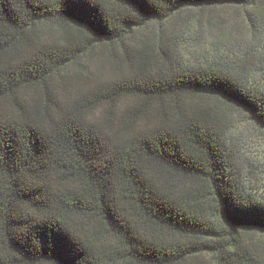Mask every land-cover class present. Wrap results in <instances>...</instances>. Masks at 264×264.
Returning a JSON list of instances; mask_svg holds the SVG:
<instances>
[{"label": "trees", "instance_id": "16d2710c", "mask_svg": "<svg viewBox=\"0 0 264 264\" xmlns=\"http://www.w3.org/2000/svg\"><path fill=\"white\" fill-rule=\"evenodd\" d=\"M248 126L264 0H0V264H264Z\"/></svg>", "mask_w": 264, "mask_h": 264}, {"label": "rangeland", "instance_id": "374dc122", "mask_svg": "<svg viewBox=\"0 0 264 264\" xmlns=\"http://www.w3.org/2000/svg\"><path fill=\"white\" fill-rule=\"evenodd\" d=\"M232 117L238 118V115L232 112ZM248 129L249 130L246 131L245 134H248L249 136L245 138L250 141L251 151L254 150L255 152H258L264 160V133H256L255 130H253L252 127L249 126ZM255 135L257 136L254 138Z\"/></svg>", "mask_w": 264, "mask_h": 264}]
</instances>
